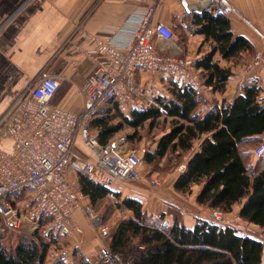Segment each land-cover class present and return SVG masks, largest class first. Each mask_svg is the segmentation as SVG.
<instances>
[{
	"label": "trees",
	"instance_id": "trees-1",
	"mask_svg": "<svg viewBox=\"0 0 264 264\" xmlns=\"http://www.w3.org/2000/svg\"><path fill=\"white\" fill-rule=\"evenodd\" d=\"M187 17L193 33L211 43V50L195 63L202 84L213 93L223 94L232 72L214 61V56L219 53L224 60L235 59L250 51L251 44L234 35L228 17L209 10ZM165 88L167 96H157L150 106L129 114L118 100H110L108 108L103 107L90 124L98 143L106 146L122 134L130 142H141L142 131L163 125L166 131H162L154 150L144 152V162L152 165L170 155H188L185 170L174 182L175 192L191 196L198 187V206L223 214L239 206L242 221L264 229V162L259 160L253 166L252 154L246 149L258 142L256 137L264 136L261 89L245 86L231 104L224 102L202 113L206 100L194 86L169 78ZM262 142L259 140L258 146ZM75 176L91 208L98 210L112 196L116 210L131 213L120 222L109 246L111 254L119 256L124 264H264V242L242 236L232 227L221 228L200 219L188 228L179 214L170 226L161 220L156 225V219L147 224L150 216L141 201L122 197L82 171L76 170ZM26 193L17 196L29 202L31 193ZM55 242V238L36 232L22 236L13 248L0 243V264H44Z\"/></svg>",
	"mask_w": 264,
	"mask_h": 264
},
{
	"label": "crops",
	"instance_id": "crops-1",
	"mask_svg": "<svg viewBox=\"0 0 264 264\" xmlns=\"http://www.w3.org/2000/svg\"><path fill=\"white\" fill-rule=\"evenodd\" d=\"M227 1L234 9V13L228 17L232 32L236 37L247 39L252 49L231 60L222 59L219 53L214 56V61L232 72L226 91L222 94L213 93L202 84L200 70L195 67V63L211 50V43L205 42L203 35L194 34L188 24V14L207 10L196 9L199 8L198 0H188L195 8L191 12L185 10L180 0H0V118L19 95L46 77H54L60 83L52 103L71 112H81L84 104L82 86L93 69L86 52L93 49L94 44L87 36L111 35L123 27L122 35L127 37L133 29L130 21L132 17L148 7L155 9L152 24L168 26L174 33L176 43L179 40L178 57L194 62L196 78L192 86L206 100V104L201 107L202 113L216 105L220 107L224 102L226 105L231 104L245 86H258L261 89L260 100L264 104V67L248 68L255 55L264 49V0ZM168 80L161 73H139L131 99L127 103L120 102L122 110L129 114L136 109V104L147 107L155 97L167 96L165 85ZM256 138L264 141V136ZM116 141L123 142L125 139ZM12 146L11 140H6L2 148L9 152ZM246 149L252 154L253 166L259 160L263 159L264 162V156L261 158L254 155L251 145ZM86 153L82 144L77 142L75 155L82 158ZM69 178L77 183L70 171ZM128 183L116 182L109 188L120 192L124 198L141 201L144 211L152 220H161L162 224L170 226L179 211L180 220L188 228H193L198 220L205 219L182 207L172 206L169 201L160 206L154 203L147 205L148 199L140 198V190L134 188L131 191L126 188ZM195 188L191 195L194 201L199 192V188ZM22 199L26 200L19 196L9 198V203L22 213L20 228L7 224L0 214V243L10 246L8 248L15 247L22 236L29 237L36 232L49 236L50 219L32 217L31 201L25 202ZM13 201L17 204H13ZM84 203L88 204L86 198ZM101 216L105 232L98 229L84 211L76 210L73 213L75 228L69 234L55 239L44 264H101V251L109 248L118 225L125 218L131 217V213L115 210L108 217L107 223L104 222V216ZM6 225L8 229L3 228ZM252 238L260 241L257 237Z\"/></svg>",
	"mask_w": 264,
	"mask_h": 264
},
{
	"label": "built area",
	"instance_id": "built-area-1",
	"mask_svg": "<svg viewBox=\"0 0 264 264\" xmlns=\"http://www.w3.org/2000/svg\"><path fill=\"white\" fill-rule=\"evenodd\" d=\"M180 2L187 12L195 9L188 0ZM198 4V11L204 8L225 17L234 13L227 0H198ZM154 13L155 9L148 7L133 16V29L127 37L122 35L123 27L111 35L87 36L94 44L86 52L93 69L82 86L81 112L54 105L60 83L46 77L19 95L0 118V214L7 224L20 228L23 217L9 198L30 192V214L50 219V237L56 239L75 228L76 210L84 211L98 229L106 231L103 217L84 203L79 184L69 178L70 169L84 172L97 184L111 186L140 180L143 163L138 152L123 150L121 141L100 145L97 133L90 129L92 120L110 100L127 103L141 72L161 73L179 84L192 85L196 78L194 62L178 57L180 49L173 31L166 25L152 24ZM259 66L264 67V49L248 68ZM145 107L136 104L137 110ZM6 140L13 144L9 152L2 148ZM77 142L87 152L82 158L75 155ZM254 155L264 156V141ZM179 170L184 171L185 166ZM153 185L157 187L158 183ZM99 257L102 264H124L109 248H104Z\"/></svg>",
	"mask_w": 264,
	"mask_h": 264
},
{
	"label": "rangeland",
	"instance_id": "rangeland-1",
	"mask_svg": "<svg viewBox=\"0 0 264 264\" xmlns=\"http://www.w3.org/2000/svg\"><path fill=\"white\" fill-rule=\"evenodd\" d=\"M177 43L179 44V40L177 39ZM176 43V44H177ZM109 105H105L104 108H108ZM167 127V126H166ZM167 129V128H166ZM164 126L158 127L153 131H148L147 129L142 131V138L141 142L133 141L130 142L124 134L117 137L116 140H120V138H124L123 141V150L125 151H136L139 153L140 157L142 158L143 165L141 166V179L139 181L130 182L127 185L128 190H135L134 188L140 190V198H145L143 200H147L148 204L154 203L155 205H159L161 203L168 204L167 201L171 203L172 206L182 207L186 209L189 213L196 214L202 218H205L210 223L217 224L221 228L232 227L234 228L238 234L242 236H252L257 237L260 241L264 242V229L255 227L248 223H245L238 217V210L239 206H235L232 213L223 214L219 211H212L209 209L202 208L196 204L192 196H182L183 198L179 197L174 193L173 182L175 178L181 173L179 170L180 167L185 166L186 160L188 155H183L182 157L178 156H168L167 158L156 162L155 164L148 165L143 160L144 152L147 150H154L155 143L162 134V131H166ZM259 142V141H258ZM258 142L252 144V149H256L258 146ZM85 156V154H83ZM72 176L75 178V171L74 169L70 170ZM71 178V177H70ZM153 182L158 183V186L155 187ZM196 190V188H195ZM115 202L114 198H108L104 201L101 206L99 205V209L95 210L91 208L94 213H98L104 216V222L107 223V217L112 215V213L116 210L115 209ZM146 205V206H147ZM162 205V204H161ZM170 205V204H169ZM118 213L122 214L123 211H119ZM218 213V214H216ZM176 214H179L177 211ZM106 217V218H105ZM159 219V216L157 217ZM105 223V224H106ZM147 224H153V220L150 217L146 218ZM161 224L160 221L157 222L156 225ZM3 228L8 229V225L4 226ZM10 247V246H7Z\"/></svg>",
	"mask_w": 264,
	"mask_h": 264
}]
</instances>
